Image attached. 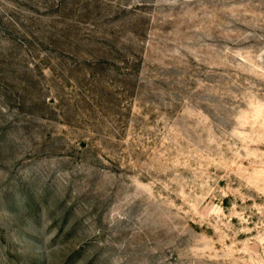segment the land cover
Wrapping results in <instances>:
<instances>
[{
    "label": "rangeland",
    "instance_id": "rangeland-1",
    "mask_svg": "<svg viewBox=\"0 0 264 264\" xmlns=\"http://www.w3.org/2000/svg\"><path fill=\"white\" fill-rule=\"evenodd\" d=\"M0 264H264V0H0Z\"/></svg>",
    "mask_w": 264,
    "mask_h": 264
}]
</instances>
